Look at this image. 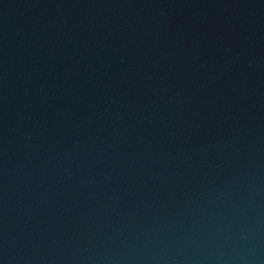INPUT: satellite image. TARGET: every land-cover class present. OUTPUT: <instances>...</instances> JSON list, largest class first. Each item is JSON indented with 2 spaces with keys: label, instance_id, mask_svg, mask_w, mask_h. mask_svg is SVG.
<instances>
[{
  "label": "water",
  "instance_id": "95a60500",
  "mask_svg": "<svg viewBox=\"0 0 264 264\" xmlns=\"http://www.w3.org/2000/svg\"><path fill=\"white\" fill-rule=\"evenodd\" d=\"M0 264H264V0H0Z\"/></svg>",
  "mask_w": 264,
  "mask_h": 264
}]
</instances>
